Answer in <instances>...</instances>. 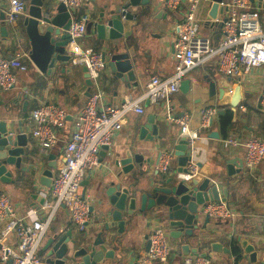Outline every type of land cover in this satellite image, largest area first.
<instances>
[{
    "label": "crops",
    "instance_id": "1",
    "mask_svg": "<svg viewBox=\"0 0 264 264\" xmlns=\"http://www.w3.org/2000/svg\"><path fill=\"white\" fill-rule=\"evenodd\" d=\"M59 2L58 0H53ZM114 0H89L85 4L73 9L74 16L82 13L88 14L86 29L80 44L90 46L99 51H124L129 54L135 72V80L130 82V87L126 82L119 81L113 72L106 65L100 72L97 85L102 90V102L108 104H119L124 95L133 97L139 96L145 87L146 82L152 75L167 77L172 73L174 41L176 38L175 24L184 15L187 0L176 9L167 6V0H147L148 3L141 6L137 15L132 19L124 20L122 36L115 39H105L99 36L94 23L98 21L99 15L107 11ZM227 2L229 0H223ZM0 5L4 7L6 0H0ZM211 0H200L198 2L195 17L199 23L200 33L208 36L212 44H216L221 38L220 21L227 15L224 8L217 12L215 19L208 18ZM251 6L259 12V22L264 29V0H252ZM27 12L17 16L12 25H4L6 34L0 40V55L13 56L23 54L22 60L28 64L26 71L16 72V83L8 91L0 90V100L4 104L10 98L17 101L11 104V111L14 118L20 120L22 133L24 134L23 146L26 151L22 155L20 168L12 169V183L0 182V192H7L16 208L20 212H25L29 208L37 210L39 218H43L48 213L49 208L43 203H50L53 199L50 188L41 185L40 177L47 168L49 157L53 156L56 169L64 161L65 140L71 131V116L67 120L66 126L59 130V138L55 145L42 152L39 149L36 138L32 135L34 123L30 118V111L44 101L54 100L65 107L68 112L75 114L84 104L87 91V84L83 77L81 65L72 64L70 60L56 62L50 73H42L28 58L29 40L25 34L23 25ZM67 32V30H66ZM25 54V55H24ZM224 77L231 80L232 92H224L219 102L218 89L210 94L209 80H216ZM227 76L220 74L215 64L212 62L197 66L191 69L183 78L180 89L172 96V106L176 116L183 113L188 115V124L191 129L199 128L200 110L206 106H213L217 109L212 123L207 129H203L198 138L193 142L191 149L192 160L200 161L207 165L209 176L218 183L220 197H225V203L232 212L228 218H209L205 228L201 230L200 240H202L201 250L208 251V257L214 264H228L221 260L217 252L211 250V243L218 242L222 248L229 249L227 260L230 264H257L249 261L244 254L241 241L252 244L254 249L264 248V160H262L253 171L244 168V148L233 147L224 148L221 140L228 136H236L242 141L255 135L264 138V111L258 106V96L264 78V66L251 69L249 72L239 76ZM236 85L240 86V99L237 106L231 105V96ZM116 91V92H115ZM143 113L129 112L126 121L121 129L116 132L112 142L108 145L107 154L99 155V162L96 166L87 171L85 178L88 183L81 188V196L86 198L92 208L90 219L85 230L92 237L95 235V216L99 210V200L105 198L106 182L112 174L121 172L120 167L112 165L111 157L118 153L123 155L129 148L140 146V151L146 152L145 146L150 147L153 160L159 156L162 150L172 151L180 135V126L165 118L163 102L152 103L143 100ZM225 108L233 112L232 126L226 136H221L219 132L218 116ZM3 108L0 105V112ZM221 111V112H219ZM155 116L154 122L157 124V134L159 138H154L150 142L139 140V126L146 124L149 115ZM1 117H4L2 115ZM148 132L151 125H148ZM217 131L218 138L209 136L210 132ZM170 161V171L159 172L167 177L177 168V159ZM239 158L242 167L239 171L238 162L235 161L228 173L226 159ZM156 165L150 161L146 171H141L137 166L128 173L120 175L123 185H129L133 178H141L142 182L132 184L134 190L139 191L146 181L154 177ZM198 171V168L196 169ZM85 189L84 194L82 193ZM40 193L41 198H31V194ZM43 198V199H42ZM216 201V200H215ZM43 205V206H42ZM138 206V201L136 203ZM90 208V207H89ZM149 213L138 212L131 221L125 224L123 230L119 232L117 228L110 229V239L117 237L115 241H107V248H112L116 257L120 256L119 264H135L136 258L146 252V236L149 237L151 231L157 227H164L161 222H149ZM71 230L72 235L79 236L84 231L77 229L72 222L68 211L63 204H60L54 211L53 219L44 234L41 251L46 239L54 232H65ZM165 230H167L165 228ZM168 232V230H167ZM170 254L165 264H181L183 254L180 249V239L172 238L168 232ZM17 236H9L10 244H16ZM232 246L240 250V258L235 263ZM40 253V252H39ZM40 256H42L40 254ZM0 264H11L9 261ZM44 264V263H43Z\"/></svg>",
    "mask_w": 264,
    "mask_h": 264
},
{
    "label": "built area",
    "instance_id": "2",
    "mask_svg": "<svg viewBox=\"0 0 264 264\" xmlns=\"http://www.w3.org/2000/svg\"><path fill=\"white\" fill-rule=\"evenodd\" d=\"M64 2L70 13L67 28L66 50L72 64L85 66L92 81V89L82 107L73 115L54 100L44 101L30 111L34 123L32 135L36 138L40 151L44 152L55 145L59 130L63 129L71 116L72 128L65 140L64 161L53 174L50 182V203H43L49 208L43 218L37 210L29 208L20 212L11 196L0 192V262L11 260V264H43L39 249L44 234L53 219L55 209L63 204L77 229L84 231L90 219V204L81 196L82 181L88 170L99 162V150L103 145H110L112 138L126 121L129 112L143 113V100L152 103L163 102L165 118L180 126V135L188 141V147L199 137L203 129L212 123L217 109L206 106L200 110L199 128L191 129L188 115L176 116L172 106V96L180 89L185 75L193 68L210 62L215 64L220 74L239 76L251 69L264 66V29L259 22V12L251 6L252 0H229L219 3L227 7V15L220 21L221 38L212 44L210 38L200 33V26L195 11L200 0H187L183 17L176 22V38L173 51V70L167 77L152 75L145 84L143 92L133 97L124 95L119 104L103 103L102 90L97 79L105 63L101 53L90 46L80 44L83 38L88 14L74 16L73 9L89 0H58ZM183 0H167L170 9H176ZM28 0H6L0 5V40L2 26L12 25L18 15L24 12ZM23 54L13 56L0 55V90L8 91L16 83V72L26 71L28 64L22 60ZM25 55V54H24ZM232 92V91H229ZM258 106L264 111V78L258 96ZM224 148H244V168L253 171L264 160V138L252 135L242 141L236 136L221 140ZM191 152V149H189ZM172 151L159 152L156 168L161 172L170 171ZM185 174L189 178L197 169L195 162L187 161ZM42 205V206H43ZM201 212L209 217L224 219L232 212L224 201L205 202ZM17 236L16 244H10L9 236ZM168 232L157 227L149 234V246L144 254L136 258L135 264H165L170 254ZM181 264H214L210 257L200 254L184 255Z\"/></svg>",
    "mask_w": 264,
    "mask_h": 264
},
{
    "label": "water",
    "instance_id": "3",
    "mask_svg": "<svg viewBox=\"0 0 264 264\" xmlns=\"http://www.w3.org/2000/svg\"><path fill=\"white\" fill-rule=\"evenodd\" d=\"M222 0H211L208 12L209 19H215L217 12L224 8L219 3ZM147 0H114L110 8L99 15L98 21L94 23L99 36L105 39H115L122 36L124 20L132 19L137 15L142 5L147 4ZM27 16L23 25L25 34L29 40L28 58L42 73H50L56 62H63L69 59L66 50L68 34L66 32L70 24V13L64 2L53 0H28L25 7ZM3 18V12L0 13ZM6 34L5 26H2V35ZM101 58L113 75L121 82H126L130 87V82L135 80V72L129 54L124 51H101ZM83 77L88 88L86 95L92 89V81L89 78L85 66H82ZM234 76L233 78H235ZM219 87L218 95L221 104V96L224 92L231 90V80L220 77L216 80H209L210 94L215 93V88ZM116 92V91H115ZM240 99V86L236 85L231 96V105L237 106ZM17 101L10 98L4 104L0 100L3 111L0 112V182L12 183V169L20 168L21 159L26 148L23 146L24 134L20 120L14 118L11 111V104ZM146 104L148 100H145ZM115 104V103H113ZM221 112V111H219ZM4 115V117H1ZM69 119V117H68ZM155 116L149 115L146 124L139 126V140L150 142L154 138H159L157 134V124L154 122ZM148 125L151 129L148 132ZM209 136L218 138L217 131L210 132ZM188 141L184 136H180L174 145L173 154L177 159V168L167 175L162 176L157 168L154 177L146 181L139 191L134 190L132 184L142 182L141 178H133L129 185H123L120 181L121 173L126 174L131 169L138 167L141 171H146L150 161L158 162V156L153 160L150 147L145 146L146 152L137 150L140 146L134 145L123 155L113 154L110 158L115 168L120 167L121 172L112 174L111 178L104 184L105 198L99 200V210L95 216V235L92 237L88 231H84L79 236H74L71 230L65 232H54L46 239L44 246L39 251L44 264H119L120 256L116 257L112 248H107V241H115L117 237L110 239V229L117 228L121 232L125 224L129 223L138 212H148L149 222H161L168 230L172 238L180 239V249L183 255L200 254L208 256V251H202L200 240L201 230L209 222V216L201 212V207L205 202L221 200L217 181L209 176L207 165L200 161H195L198 168L191 177L183 178L178 174L188 172L187 161L192 159L189 151ZM108 146H101L99 153L105 156ZM47 168L40 177L41 185L49 187L56 169L53 156L49 157ZM235 161L238 163L237 171L242 167L239 158L226 159V168L231 173V168ZM88 183L85 178L82 187ZM85 189L82 193L84 194ZM31 198H41L40 193L31 194ZM43 199V198H42ZM138 201V206L136 205ZM92 210L90 206V211ZM88 223V222H87ZM86 223V224H87ZM244 254L252 263L264 264V248L254 249L252 244L241 241ZM149 246V239L146 236V249ZM211 250L217 252L221 260L230 264L227 260L229 249L222 248L218 242L211 243ZM11 263V260H9Z\"/></svg>",
    "mask_w": 264,
    "mask_h": 264
},
{
    "label": "trees",
    "instance_id": "4",
    "mask_svg": "<svg viewBox=\"0 0 264 264\" xmlns=\"http://www.w3.org/2000/svg\"><path fill=\"white\" fill-rule=\"evenodd\" d=\"M233 112L229 108H225L218 116L219 132L221 136H226L232 126ZM261 138V137H260ZM232 252L234 254L235 263L240 258V250L236 246H232Z\"/></svg>",
    "mask_w": 264,
    "mask_h": 264
}]
</instances>
